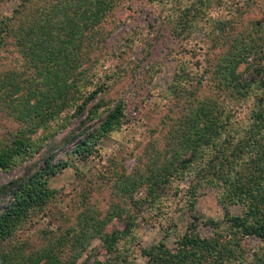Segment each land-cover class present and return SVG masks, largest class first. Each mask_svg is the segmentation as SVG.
<instances>
[{
	"label": "trees",
	"instance_id": "trees-1",
	"mask_svg": "<svg viewBox=\"0 0 264 264\" xmlns=\"http://www.w3.org/2000/svg\"><path fill=\"white\" fill-rule=\"evenodd\" d=\"M7 1L0 0V3ZM14 1L17 7L13 12L19 18V25L16 29L10 27L12 20L1 17L0 45L14 37L22 47L21 54L28 70L33 73L23 77L20 86L19 76H12L7 84L0 78V105H6L23 126L0 141V171L24 167L19 177L0 186V204L7 201L0 211V248L13 240L34 215H46L51 204L61 198H78L77 195H81L77 214L81 221L80 231L91 234L90 228L93 234H99V224L102 229L113 217L123 219L127 211L114 204L110 215L97 225L95 205L89 206L86 192L99 189L100 180L111 172V163L102 165L100 161L102 167L92 177L76 169L80 179L67 191L69 195L48 187L50 177L74 166V160L88 159L95 152L92 140L81 142L65 160L51 163V156L46 157L45 166L34 174H31L34 163L26 162L36 157L46 137H53L49 134L34 138L35 133L49 129L52 122L59 126L58 129H64L67 122L90 103L100 87L106 86L102 80L107 77L104 73L91 72L88 82L92 87L94 82L101 86L93 87L87 97L79 96L80 76L75 66H68L71 61L78 63L82 59L80 45L93 44L97 39L95 29L113 11L117 0ZM32 1H40L42 5L28 14L26 4L36 5ZM148 1L154 6L160 28L182 39L180 51L184 48L195 55L193 57L197 53L201 57L192 65H178L176 79L166 93L178 103L193 101V107L188 115L179 119V127L164 131L162 149L157 147L160 140L154 139L147 148L133 154L137 166L131 175L112 172L111 175L116 176L112 187L125 200L128 198L133 207L148 203L158 219L167 214L166 208L159 209V202L175 194L183 195V205L195 220L198 218H194L193 208L200 198L199 191L215 187L220 190L217 200L226 209V216L221 222H204L215 230L211 238H200L196 223L192 222L174 251L161 244L141 253L146 264H264V0ZM245 15H252L248 22ZM193 30L202 32L200 41H191ZM209 38L210 48L199 54L203 45L198 44ZM38 86L47 87L49 94L39 92ZM21 88H26L27 92L15 97ZM71 108L74 113H70L63 124L59 121L62 111ZM91 113L95 115L96 109ZM122 119L124 110L120 103L101 124L98 137L117 131ZM160 123L165 126L164 120ZM145 168H149L147 173ZM187 181L189 185H185ZM140 187H144L145 196L134 200L132 195ZM235 204L244 207L242 217L228 215L227 207ZM59 207L70 208L64 203ZM130 219L131 215L124 219L129 227ZM125 236H129V230L113 232L111 236L100 235L104 255H110L113 246ZM253 238L260 245L250 256L251 249L246 242ZM19 255L23 260L19 264L41 261L66 264L53 248L35 258L21 252ZM98 260V264H110V260Z\"/></svg>",
	"mask_w": 264,
	"mask_h": 264
},
{
	"label": "rangeland",
	"instance_id": "rangeland-1",
	"mask_svg": "<svg viewBox=\"0 0 264 264\" xmlns=\"http://www.w3.org/2000/svg\"><path fill=\"white\" fill-rule=\"evenodd\" d=\"M32 2L36 5L26 4L28 14L42 5L40 1ZM16 3L14 0L0 3V19L1 17L11 19L9 26L15 29L19 25V18L13 12L17 7ZM28 14L23 13V16L29 17ZM251 16L245 15V21L248 22ZM159 21L155 17L154 6L148 0L116 1L113 11L107 14L95 29L97 39L93 44L88 45L86 42L87 45H80L82 59L78 63L71 61L68 66V68L75 66L80 76V81L77 82L81 86L79 96L87 97L93 87L100 85L94 82L95 85L92 87L88 82L87 76L91 72L104 73L107 77L102 80L106 86L100 85L98 93L90 103L81 113L74 115L64 129H58L59 126L52 122L49 129L44 131L40 129L35 133L34 138H43L49 134L53 137H46L47 141H44V146L39 149L36 157L26 162V164L34 163L31 171V174H34L45 166L46 157L51 156V163L65 160L81 142L92 140L95 152L88 159L74 160V166L70 165L50 177L48 187L54 192L69 195L67 191L71 190L80 179L76 175V169L86 177H92L102 167L99 166L100 161H103L102 165L111 163V172L100 180L99 189L86 192L87 200L90 207L95 205V212L98 213L96 224L110 215L112 205L118 204L126 209L123 219L113 217L102 229L99 224L98 230L102 236H111L113 232L129 230V236L121 238L113 246L112 253L105 256L100 235L93 234L90 228L88 231L91 234L80 231L81 221L77 214L80 210L78 202H81V195L76 194L78 198L69 200L61 198L51 204L50 211L46 212V215H34L24 229L15 234L13 240L0 248V264H19L23 262L20 252L35 258L49 248L58 252L66 264H98L99 258L110 260L108 261L110 264H146L147 260L141 253L143 250L162 244L170 251H174L192 222L196 223L200 238H211L215 235L214 229L204 225L206 220L221 222L226 216V209L217 200L220 190L215 187L203 188L199 191L200 198L193 208V215L194 218H198L197 220L192 219L191 211L183 205L185 203L183 195L175 194L159 202L161 204L159 209L166 208L167 214L162 219H158L154 217L155 211L149 209L148 203L133 207L128 198L125 200L123 196L115 193L112 187L116 179V176L111 175L112 172L124 176L131 175L137 166L133 154L140 153L154 139L160 140L157 147L162 149L164 131L170 127L177 128V125L179 127V119L188 115L190 107H193V101L178 103L176 98L166 96V93L176 79L178 65L183 63L192 65L201 57L198 53L193 57L195 55H191L184 48L180 51L182 39L178 40L171 31L160 28ZM192 32L194 38L191 41H200L202 32L200 30ZM210 40L211 38L207 42L203 40L198 44L203 45L199 54L206 53L210 48ZM175 50L181 53H176ZM21 52L22 47L15 42L14 37L7 38L4 44L0 45V78L4 84H7L12 76H19L17 81L20 86L23 77H29L33 73L28 70ZM214 55L217 56V53L214 52ZM208 58L212 60V56ZM38 87L39 92L44 95L49 94L47 87ZM26 92V88H21L14 96L19 98V95ZM11 96L14 97L13 94ZM120 103L124 110L121 127L105 137H98L101 124ZM186 104H189V107ZM93 109H96L95 115L91 113ZM66 111H62L59 119L63 124L70 113H74L72 108ZM161 120L165 121V126L160 123ZM21 129H23L22 124L14 119L6 105H0V141H4L10 133ZM26 135L32 136L28 133ZM148 170L149 168H145V173ZM23 171V166L0 171V186L19 177ZM189 184V181L185 183V185ZM144 192V187H140L136 193H133V199H143ZM6 202L0 204V211L3 210ZM62 203L69 205L70 208L59 207ZM180 203L182 205H179ZM227 212L230 217H242L244 207L237 204L230 205L227 207ZM129 215L132 222L130 227L127 221H124ZM246 243L251 249L250 256L258 251L260 242L257 239H250ZM38 264L45 262L41 261Z\"/></svg>",
	"mask_w": 264,
	"mask_h": 264
}]
</instances>
